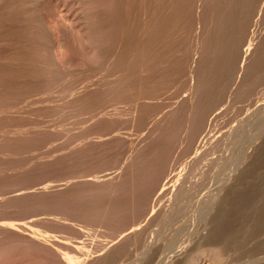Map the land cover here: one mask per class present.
<instances>
[{"label":"rangeland","instance_id":"374dc122","mask_svg":"<svg viewBox=\"0 0 264 264\" xmlns=\"http://www.w3.org/2000/svg\"><path fill=\"white\" fill-rule=\"evenodd\" d=\"M155 1L0 0V224L28 229H0V264L80 263L131 227L94 263L264 264V0H183L179 21ZM196 8L225 13L197 24ZM196 31L212 44L196 49Z\"/></svg>","mask_w":264,"mask_h":264},{"label":"bare ground","instance_id":"6f19581e","mask_svg":"<svg viewBox=\"0 0 264 264\" xmlns=\"http://www.w3.org/2000/svg\"><path fill=\"white\" fill-rule=\"evenodd\" d=\"M154 1H155V0H154ZM157 1H159L158 3H160V4L157 3L156 5H161V6H160L161 9H160V8H157V6H156V8H157L158 10H159V9L161 10V12L163 13V14H162V13H161V14H162L163 16L166 15L167 18H168V17H169V18H174L173 21H174V20L177 21L178 18H182V17H180L181 14H182V11L184 12V11L186 10L185 7L183 6V0H157ZM191 1H192V0H191ZM200 1H201V0H200ZM204 1L206 2V0H204ZM204 1H203V3H205ZM207 1H208V0H207ZM211 1H213V0H211ZM211 1H208V2H211ZM143 2H144V1H143ZM188 2H189V1H188ZM151 3H153V2L151 1ZM155 3H156V1H155ZM155 3H153V4L155 5ZM185 3H187V1H186ZM192 3H194V5H195V2H192ZM196 3H197V2H196ZM198 3H199V2H198ZM206 3H207V2H206ZM142 4H143V3H142ZM189 4H190V3H188V5H189ZM199 4H200V3H199ZM201 4H202V3H201ZM221 4L224 5V4H226V3H223V2H222ZM227 4H228V3H227ZM232 4H233V2H232ZM154 5H153V6H154ZM186 5H187V4H186ZM186 5H185V6H186ZM188 5H187V6H188ZM191 5H193V4H191ZM191 5H189L188 7H191ZM194 5H193L191 8H189L190 11H191V9H193V8L195 9ZM216 5H217V4H216ZM216 5H212V7H213V6H216ZM219 5H220V3H219ZM219 5H218V6H219ZM223 5H220V6L222 7ZM228 5H229V4H228ZM237 5H238V4H237ZM187 6H186V7H187ZM200 6H201V5H200ZM200 6H199V7H200ZM203 6H204V7H202V6H201V7H202V8H205V7H206V9H207V6H206L205 4H204ZM229 6H230V5H229ZM240 6H241V5H240ZM150 7H151V6H150ZM188 7H187V8H188ZM196 7H197V5H196ZM221 7H220V8H221ZM230 7H231V9H232V5H231ZM230 7H229V8H230ZM143 8H144V7H143ZM215 8L217 9V6H216ZM218 8H219V7H218ZM220 8H219L218 10L222 11V9H220ZM222 8L224 9V8H226V6H224V7H222ZM152 9H153V8H152ZM154 9H155V6H154ZM157 9H156V10H157ZM182 9H185V10H182ZM196 9H197L198 11H197V10H196L197 12L195 11V12H196V14H195L196 19H194V21L197 20L198 22L196 21V23L198 24V23L200 22V21H199V18H200V16L202 17L203 14L201 15V14L199 13L201 8H200V9L196 8ZM206 9H205V10H206ZM208 9H210V8L208 7ZM216 9L213 8L212 11H213V10L215 11ZM234 9H235V8H234ZM234 9H232V10H234ZM146 10H147V9H146ZM146 10H145V8H144V11H145V12H143V15H142V21H143L142 25H143V26H142V28L140 29L141 31H139V32L141 33V34H140L141 36H140V38H139V39H140V45H141V47L143 48V50H144V49L147 50V48H149L150 46H152V45H150V42H151L150 39H152V38H150V36H149V31H150L151 28H148V26H146V21L149 22L147 17H148L150 14H147V11H146ZM202 10H204V9H202ZM202 10H201V11H202ZM218 10L215 12L216 14H217ZM232 10L229 11V13L231 14V16H230V14H229V15L227 14V13H228V10H227L226 14L228 15V18H229V17H233V18H234V16L238 15V14H236V15L232 16ZM148 11H150V10H148ZM151 11H152V10H151ZM186 11H187V12H186ZM186 11H185V13H183V14H186V13L189 14V13H190V11H189V13H188V10H186ZM193 11H194V10H193ZM207 11H208V13L211 14V12H210L211 9H210V11H209V10H207ZM207 11H205L204 13L206 14ZM220 11H219V12H220ZM152 12H153V11H152ZM157 12H158V11H157ZM195 12H194V13H195ZM238 12H239V11H238ZM148 13H149V12H148ZM153 13H154V12H153ZM164 13H165V14H164ZM192 13H193V12H192ZM194 13H193L192 15H194ZM215 13L213 14V12H212V14H211L212 17H215V16H214ZM220 13H221V14H220ZM220 13H219V14H220L221 16L219 15V17H218V14H217V16H216V17H217V18H216L217 20H218L220 17L223 16V14L225 13V11H224L223 13H222V12H220ZM155 14H156V13H155ZM157 14H159L160 17L162 16L160 13H157ZM190 14H191V13H190ZM199 14H200V15H199ZM205 14H204V15H205ZM210 14H208V15H210ZM204 15H203V16H204ZM227 15H224V16H225L224 18H226ZM182 16H183V15H182ZM185 16H186V15H184V17H185ZM205 16H206V15H205ZM205 16H204V17H205ZM150 17H151V16H150ZM156 17H157V16H156ZM191 17L194 18V16H190L189 19H190ZM207 17L209 18V16H207ZM207 17H205V18L208 19ZM236 17H240V16L238 15V16H236ZM153 18H154V17H153ZM153 18H152V20H153ZM161 18H163V17H161ZM192 18H191V19H192ZM154 19H155V18H154ZM186 19H187V18H186ZM191 19H190V20H191ZM202 19H204V18L202 17ZM206 19H205V20H206ZM211 19H212V18H211ZM229 19H230V18H229ZM234 19H235V18H234ZM234 19H233V21H234ZM236 19H237V18H236ZM240 19H241V18H240ZM240 19H239V20H240ZM170 20H171V19H170ZM170 20L168 19V22H169ZM179 20H180V19H178V21H179ZM184 20H185V19H183V20H181V21H184ZM212 20H214V18H213ZM224 20H226V19H224ZM155 21H156V20H155ZM161 21L164 22L162 19H161L159 22H161ZM165 21H166V20H165ZM187 21H188V19L186 20V22H187ZM231 21H232V18H231ZM235 21H236V20H235ZM240 21H241V20H240ZM168 22H167V23H168ZM186 22H182V23H184V25H185V24L187 25L188 23H186ZM188 22H189V21H188ZM191 22H193V20H192ZM207 22H209V21L207 20ZM218 22H219V21H218ZM218 22H217V23H218ZM220 22H221V21H220ZM229 22H230V20H229ZM241 22H242V21H241ZM172 23H174V22H172ZM177 23H178V22H177ZM179 23H180V22H179ZM179 23H178V24H179ZM182 23H181V24H182ZM196 23H195V24H194V22L192 23V24L195 25V27H194L195 30L197 29V27H196ZM201 23L204 24L203 22H201ZM214 23H216V22L214 21ZM214 23H213V24H214ZM227 23H228V20L226 21L225 24H227ZM230 23H231V22H230ZM230 23L227 24L228 27L226 26V28H229ZM168 24H169V23H168ZM170 24H171V23H170ZM208 24H209V23H207V25H208ZM233 24L235 25V23H233ZM151 25H152V23H151ZM153 25H154V24H153ZM160 25H161V24H160ZM182 25H183V24H182ZM186 25H185V26H186ZM189 25H190V24H189ZM200 25H201V24H200ZM209 25H211V23H210ZM209 25H208V27H210V28L215 26V25H214V26H213V25H212V26H209ZM220 25H221V24H220ZM231 25H232V24H231ZM231 25H230V26H231ZM234 25H233V27H234ZM237 25H238V23H237ZM169 26H170V25H169ZM177 26H178V25H177ZM185 26H183V27H184V30H185ZM201 26H203V25H201ZM216 26L218 27L219 25H216ZM216 26H215V27H216ZM164 27H165V26H164ZM190 27H192V26L190 25ZM215 27H214V28H215ZM219 27H220V28H224V27H222V25L219 26ZM219 27H218L217 29L220 30ZM231 27H232V26H231ZM233 27H232V28H233ZM237 27H239V26H237ZM162 28H163V27H162ZM170 28L172 29V26H171ZM173 28H174V27H173ZM187 28H188V27H187ZM202 28L205 29V26H203ZM232 28H230V29L232 30ZM235 28H236V25H235ZM164 29H165V28H164ZM192 29H193V28H192ZM207 29H209V28H207ZM211 29H212V28H211ZM217 29L215 28V29H213V30L216 31ZM154 30H155V29H154ZM169 30H170V29H169ZM172 30H173V29H172ZM180 30H181V29H180ZM186 30H187V29H186ZM186 30H185V31H186ZM190 30H191V29H190ZM195 30H194V31H195ZM205 30H206V29H205ZM213 30H211L212 33L214 32ZM228 30H229V29H228ZM231 30H230V33H233V31L231 32ZM160 31H161V30H160ZM182 31H183V30H182ZM206 31H207V30H206ZM222 31L224 32V29H221V32L217 31V32H215V33H216V34H218V32H219V33H222ZM225 31H226V30H225ZM168 32H169V31H168ZM173 32H175V31H173ZM251 32H252V31H251ZM251 32H250V33H251ZM152 33L154 34L153 31H152ZM160 33H161V32H160ZM166 33H167V32H166ZM170 33H171V32H170ZM177 33H178V34H180V33L183 34V32H180V33L177 32ZM177 33H176V34H177ZM184 33L187 34V32H184ZM190 33H191V32H190ZM205 33H206V32H205ZM205 33H203V32H199V31H196L195 34H193L194 37H193V36H192V37L195 38V43H194V44H195L196 49H199V50H200V48L203 47V45H204L203 42H204V39H205L204 36L206 37V36L208 35L209 30H208V33H206L207 35H206ZM215 33H214V34H215ZM224 33L226 34V32H224ZM224 33H223V34H224ZM235 33H237V31L234 32V34H235ZM158 34H159V33H158ZM161 34H164V33H161ZM204 34H205V35H204ZM216 34H215V35H216ZM223 34H222V35H223ZM234 34H231L232 37H233ZM168 35H170V34L168 33ZM174 35H175V34H174ZM184 35H185V34H184ZM190 35H191V34H190ZM210 35H212L211 32H210ZM244 35H245V34H244ZM244 35H243V36H244ZM152 36H153V35H152ZM155 36H156V35H155ZM171 36H172V35H171ZM171 36H170V37H171ZM176 36H177V35H176ZM225 36H226V37H227V36L229 37V33L227 32V35H225ZM249 36H250V35H249ZM249 36H245V37L241 40V42H245V43H246V40L248 39ZM165 37H166V35H165ZM173 37H174V36H173ZM173 37H171V38H173ZM186 37H187V35H186ZM208 37H211V36L208 35V36H207V39H208ZM235 37H236V35H235ZM153 38H154V37H153ZM155 38H156V37H155ZM161 38H162V37H161ZM167 38H168V36H167ZM175 38H176V37H175ZM175 38H174V40H175ZM177 38H178V37H177ZM177 38H176V39H177ZM180 38H181V36H180ZM184 38H185V37H184ZM187 38H188V37H187ZM190 38H191V37H190ZM190 38H189V39H190ZM213 38H214V37H213ZM219 38H220V37H219ZM230 38H231V37H229V39H228V38H227V39L225 38V39H226V40H229V41L232 40V39H234V37H233L232 39H230ZM250 38H251V36H250ZM157 39H158V38H157ZM157 39H156V40H157ZM163 39L165 40V38H163ZM163 39H162V40H163ZM168 39H169V38H168ZM168 39H167V40H168ZM210 39H211V38H210ZM214 39H217V41H218V38H217V37H215ZM223 39H224V38H223ZM223 39L220 38V40H223ZM158 40H159V39H158ZM170 40H172V39H170ZM180 40H181V39H180ZM186 40H187V39H186ZM190 40H191V39H190ZM211 40H212V39H211ZM176 41H177V40H176ZM176 41L174 42L175 44H176ZM188 41H189V40H188ZM188 41H187V42H188ZM206 41H210V40L208 39V40H206ZM212 41H214V40H212ZM232 41H233V44H234V43H235L234 40H232ZM248 41H249V39H248ZM152 42H153V41H152ZM152 42H151V43H152ZM156 42H157V41H156ZM161 42H162V41H161ZM164 42H165V41H164ZM179 42H180V41H179ZM183 42H185V41L183 40ZM193 42H194V41H193ZM210 42H211V41H210ZM214 42H216V41H214ZM214 42H213V43H214ZM224 42H226V41H224ZM167 43H169V42H167ZM181 43H182V41H181ZM218 43H219V42H218ZM218 43H217V44H218ZM153 44H154V42H153ZM156 44H157V43H156ZM162 44H163V42H162ZM165 44H166V43H165ZM177 44H178V43H177ZM182 44H183V43H182ZM194 44H193V46H194ZM211 44H212V42H211ZM211 44H210V45H211ZM215 44H216V43H215ZM215 44H213V45H215ZM217 44H216V45H217ZM221 44H222V48H225V47H223V46H226V45L228 46L227 43L224 44V43L222 42ZM223 44H224V45H223ZM131 45H133V43H131ZM160 45H161V43H160ZM160 45L157 44V46H159V47H160ZM167 45H168V44H167ZM183 45H184V44H183ZM183 45H182V46H183ZM216 45H215V46H216ZM242 45H243V44H242ZM246 45H247V44H246ZM128 46H129V44H128ZM155 46H156V45H155ZM171 46H172V44H171ZM171 46H170V47H171ZM175 46H176V45H175ZM175 46H174V47H175ZM179 46H180V45H179ZM179 46H178V47H179ZM182 46H180V47H182ZM190 46H191V45H190ZM215 46H214V47H215ZM218 46H219V48L221 47L220 45H218ZM218 46H217V47H218ZM247 46H248V45H247ZM129 47L131 48V46H129ZM163 47L166 48L165 45H164ZM174 47H173V51H172V52H174ZM176 47H177V46H176ZM180 47H179V48H180ZM184 47H185V46H184ZM209 47H210V46H209ZM214 47H213V48H214ZM217 47H216V49H217ZM229 47L231 48V46H229ZM150 48H151V47H150ZM161 48H162V47H161ZM171 48H172V47H171ZM171 48H170V49H171ZM252 48H253V47H252ZM252 48H251V46L249 45L245 50H242V51H243V54H242V59H243V60H241V62H242L241 70L245 67L244 64H245V62H247V61H245V60H246V59L248 60V57H249L250 55H252V53L254 52V50H253ZM154 49H156V48H154ZM154 49H153V51H154ZM181 49H182V48H181ZM181 49H179V50H181ZM186 49H187V46H186ZM189 49H190V48H189ZM191 49H192V47H191ZM211 49H212V47H211ZM214 49H215V48H214ZM226 49L228 50L229 48L226 47ZM145 50H144V51H145ZM187 50H188V49H187ZM187 50H186V51H187ZM199 50H198V51H199ZM207 50H208V49H207ZM207 50H206V51H207ZM221 50H222V52H223L224 49H221V48H220V50L218 49V51H221ZM229 50H230V49H229ZM229 50H228V51H229ZM150 51H151V50H150ZM158 51L160 52V49H158ZM161 51H162V50H161ZM169 51H170V52H169ZM188 51H189V50H188ZM200 51H201V50H200ZM211 51H212V50H211ZM224 51H225V50H224ZM137 52H138V51H137ZM151 52H152V51H151ZM159 52H158V53H159ZM168 52L171 53V50H168ZM176 52H177V51H176ZM179 52H180V51H179ZM184 52H185V51H184ZM208 52H210V51H208ZM215 52H217V50H215ZM222 52H221V53H222ZM128 53H129V52H128ZM138 53H140V52H138ZM146 53H147V52H146ZM148 53H149V51H148ZM158 53H156V55H157ZM169 53H168V54H169ZM186 53H187V52H186ZM202 53H203V51H202ZM224 53H225V52H224ZM126 54H127V52H126ZM159 54H162V53H159ZM163 54H164V53H163ZM165 54H166V53H165ZM171 54H172V53H171ZM174 54H175V53H174ZM174 54H173V55H174ZM219 54H220V53H219ZM222 54H223V53H222ZM139 55H141V54H139ZM147 55H149V54H147ZM147 55H145V56H147ZM151 55H154V54H151ZM169 55H170V54H169ZM181 55H182V54H181ZM181 55H180V56H181ZM212 55H213V54H212ZM215 55H216V54H215ZM124 56H125V55H124ZM124 56H123V57H124ZM132 56H133V55H132ZM143 56H144V54H143ZM143 56H138V57H143ZM145 56H144V57H145ZM157 56H158V55H157ZM160 56H161V55H160ZM166 56H168V55H165V57H166ZM174 56H175V55H174ZM176 56H177V55H176ZM213 56H214V55H213ZM217 56H218V55H217ZM130 57H131V56H130ZM163 57H164V56H163ZM182 57H183V56H182ZM126 58H127V57H126ZM159 58H160V57H159ZM173 58H174V57H173ZM180 58H181V57H180ZM184 58H185V57H184ZM214 58H215V57H214ZM218 58H219V57H218ZM115 59H116V58H115ZM130 59H131V58H130ZM135 59H136V58H135ZM135 59H134V60H135ZM143 59H144V58H143ZM149 59H151V57H150ZM149 59H148V61H149ZM152 59H153V58H152ZM154 59H155V56H154ZM157 59H158V58H157ZM164 59H165V58H164ZM164 59L162 58L161 61L164 60ZM174 59H175V58H174ZM190 59H191V58H190ZM249 59H250V58H249ZM109 60H110V59H109ZM122 60H123V58H122ZM124 60H125V59H124ZM138 60H139V59H138ZM138 60H137V62L135 61V63H138ZM155 60H156V59H155ZM169 60H170V59H169ZM169 60H168V61H169ZM172 60H173V59H172ZM176 60H177V59H176ZM110 61H111V60H110ZM117 61H118V60H117ZM140 61H141V60H140ZM152 61H153V60H152ZM159 61H160V60H159ZM159 61H158V62H159ZM126 62H127V60H126ZM129 62H130V60H129ZM141 62H142V61H141ZM155 62H156V61H155ZM179 62H180V61H179ZM179 62H176V63H179ZM181 62H182V61H181ZM121 63H122V62H121ZM123 63H125V61H124ZM127 63H128V62H127ZM127 63H126V65H127ZM131 63H132V62H131ZM133 63H134V62H133ZM150 63H151V62H150ZM152 63H153V62H152ZM166 63L169 64V62H166ZM170 63H171V60H170ZM118 64H119V63H118ZM138 64H139V63H138ZM142 64H143V63H142ZM148 64H149V63H148ZM171 64H172V63H171ZM135 65H136V64H135ZM139 65H141V64H139ZM152 65H154V64H152ZM159 65H160V64H159ZM164 65H165V63H164ZM127 66H128V65H127ZM127 66H126V67H127ZM145 66H146V64H145ZM145 66L143 65L144 68H145ZM148 66H149V65H148ZM157 66H158V65H157ZM113 67H115V66H113ZM123 67H124V66H123ZM150 67H151V66H150ZM152 67L154 68V66H152ZM160 67H162V66H160ZM165 67L167 68V66H165ZM165 67H164V68H165ZM171 67H172V65H171ZM117 68H118V67H117ZM128 68H129V66H128ZM128 68H127V69H128ZM132 68H133V67H132ZM138 68H139V67H138ZM144 68H143V69H144ZM147 68H148V67H147ZM157 68H158V67H157ZM108 69H110V68H108ZM129 69H131V67H130ZM134 69H135V68H134ZM136 69H137V68H136ZM141 69H142V68H141ZM158 69H159V68H158ZM173 69H175V68H173ZM173 69H172V70H173ZM110 70H111V69H110ZM123 70H124V69H123ZM132 70H133V69H132ZM144 70H145V69H144ZM148 70H149V69H148ZM154 70H155V68H154ZM161 70H162V69H161ZM129 71H131V70H129ZM134 71H135V70H134ZM138 71H139V70H138ZM170 71H171V70H170ZM110 72H111V71H110ZM121 72H122V71H121ZM126 72H127V71H126ZM150 72H151V70H150ZM150 72H149V73H150ZM153 72H155V71H153ZM153 72H152V73H153ZM156 72H157V71H156ZM156 72H155V73H156ZM194 72H195V71H194ZM122 73H123V72H122ZM139 73H140V71H139ZM142 73H144V72H141V74H142ZM146 73L148 74L147 71H146ZM162 73H163V72H162ZM164 73H165V72H164ZM130 74H132V73H130ZM166 74H167V73H166ZM114 75H115V74H114ZM117 75H119V74H117ZM126 75H127V74H126ZM138 75H139V74H138ZM148 75H149V74H148ZM164 75H165V74H164ZM109 76H110V75H109ZM115 76H116V75H115ZM142 76H143V74H142ZM159 76H160V74H159L157 77H159ZM166 76H167V75H166ZM110 77H111V76H110ZM120 77H122V75H120ZM129 77H130V75H129ZM129 77H128V78H129ZM140 77H141V76H140ZM140 77H139V79H140ZM144 77H145V75H144ZM146 77H147V76H146ZM154 77H156V76H154ZM164 77H165V76H164ZM122 78H123V77H122ZM141 78H142V77H141ZM149 78H150V77H149ZM151 78H153V77L151 76ZM151 78H150V80H151ZM117 79H118V78H116V80H117ZM129 79H130V78H129ZM143 79H144V81H145V78H143ZM143 79H142V80H143ZM147 79H148V78H146V80H147ZM154 79H156V78H154ZM163 79H164V78H163ZM107 80H108V79H107ZM109 80H110V79H109ZM114 80H115V79H114ZM123 80H124V79H123ZM126 80H128V79L126 78ZM148 80H149V79H148ZM152 80H153V79H152ZM157 80H158V79H157ZM110 81H111V80H110ZM119 81H121V80H119ZM144 81H143V82H144ZM158 81H159V80H158ZM112 82H113V81H112ZM115 82H116V81H115ZM121 82H122V81H121ZM124 82L126 83V81H124ZM124 82H123V83H124ZM141 82H142V81H141ZM148 82H150V81H148ZM163 83H164V82H163ZM108 84H109V83H108ZM110 84H112V83L110 82ZM121 84H122V83H121ZM126 84H127V83H126ZM144 84H145V83H144ZM146 84H147V83H146ZM154 85H155V84H154ZM117 86H118V84H117ZM124 86H125V85H124ZM111 87H112V86H111ZM149 87H150V86H149ZM157 87H158V85H157ZM123 88H124V87H123ZM152 88H154V86H152ZM111 89H112V88H111ZM121 89H122V88H121ZM124 89H125V88H124ZM156 89H157V88H156ZM156 89H155V90H156ZM113 90H114V88H113ZM113 90H112V91H113ZM115 90H116V89H115ZM118 90H119V89H118ZM125 90H126V89H125ZM141 90H142V89H141ZM150 90H151V89H150ZM109 91H110V90H109ZM109 91H108V93H109ZM148 91H149V90H148ZM124 92H126V91H124ZM119 93H120V92H119ZM154 93H156V91H155ZM123 94H124V93H122V95H123ZM106 95H107V94H106ZM114 95H115V94H114ZM118 96H119V95H118ZM124 98H125V95H124ZM114 99H115V98H114ZM185 99H186V98H185ZM106 100H107V99H106ZM147 100H148V99H147ZM113 101H114V100H113ZM115 101H116V100H115ZM117 101H119V100H117ZM130 101H131V99H130ZM130 101H129V102H130ZM183 102H184V101H183ZM185 102H187V101H185ZM108 103H111V100H110V102H108ZM114 103H116V102H114ZM119 103H120V102H119ZM131 103H132V102H131ZM131 103H129V105H128V100H127V102H126V104H127L128 106H130ZM98 104H99V103H97V106H99ZM117 104H118V102H117ZM83 105H84V104H83ZM102 105H103V104H102ZM102 105H101V106H102ZM110 105H111V104H110ZM110 105H109V106H110ZM133 105H134V103H133ZM81 106H82V105H81ZM86 106H87V105H86ZM88 106H89V105H88ZM94 106H95V105H94ZM121 106H122V105H121ZM76 107H77V106H76ZM95 107H96V106H95ZM103 107H104V106H103ZM116 107H117V106H116ZM78 108H79V107H78ZM87 108H88V107H87ZM104 108H105V107H104ZM108 108H109V107H108ZM113 108H115V107H113ZM123 108H124V106H123ZM111 109H112V107H111ZM128 109H129V108H128ZM76 110H78V109H76ZM76 110H75V111H76ZM106 110H107V109H106ZM119 110H121V109H119ZM119 110H117V112H118ZM78 111H79V110H78ZM83 111H84V109H83ZM98 111H99V110H98ZM107 111H109V110H107ZM114 111H115V110H114ZM121 111H122V110H121ZM76 112H77V111H76ZM95 113H96V112H95ZM99 113H100V112H99ZM81 114H82V113H81ZM83 114H84V113H83ZM93 114H94V113H93ZM93 114H92V115H93ZM123 114H124V112H123ZM79 115H80V114H79ZM112 115H113V114H112ZM117 115H118V114H117ZM120 115H121V114H120ZM125 115H126V114H125ZM77 116H78V115H77ZM99 116H100V115H99ZM107 116H108V115H107ZM95 117H96V116H95ZM119 117H120V116H119ZM123 117H124V116H123ZM88 118H89V117H88ZM115 118H116V117H115ZM76 119H77V118H76ZM79 119H80V118H79ZM96 119H97V118H96ZM113 119H114V118L112 117V120H113ZM89 120H91V119H89ZM108 120H109V119H108ZM119 120H120V118H119ZM113 121H114V124H115L116 120H113ZM77 122H78V121H77ZM81 122H82V121H81ZM84 122H85V121H84ZM84 122H83L82 124H84ZM78 123H79V122H78ZM118 123H119V122H118ZM110 125H111V124H110ZM115 125H116V124H115ZM78 128H79V126H78ZM113 128L115 129V127H113ZM92 137H93V136H92ZM261 138H262V137H261ZM89 139H90V138H89ZM94 140H95V139H94ZM92 144H93V143H92ZM253 147H254V146H253ZM256 147H257V146H256ZM250 149H251V148H250ZM252 149H253V148H252ZM252 151H253V150H252ZM257 152H258V150H257ZM247 153H248V152H247ZM255 153H256V152L253 151V152H251V153L248 154V158H249L250 162H249V160H248V165H246L242 170H239V173H238V174L236 175V177H235V184H236V185L240 186L241 183H243V182H242V179H241L242 173H243L244 171L246 172V171L248 170V168H249L250 166H252L251 164H252L253 156H255V155H254ZM246 158H247V157H246ZM248 158H247V159H248ZM254 161H255V160H254ZM246 163H247V162H246ZM241 166H242V165H241ZM167 181H168V180H167ZM112 182H113V181H112ZM119 182H120V180H119ZM93 183H94V182H93ZM95 184H96V183H95ZM167 184H168V183H167ZM167 184H166V185H167ZM230 184H231V183H230ZM103 185H104V184H103ZM96 186H97V185H96ZM43 189H44V188H43ZM49 189H50V188H49ZM162 189L164 190L165 188H162ZM162 189H161V192H162ZM167 189H169V188H167ZM45 190H46V189H45ZM50 191H51V190H50ZM40 193H42V192H40ZM163 193H164V192H163ZM19 195H20V194H19ZM160 195H161V194H160ZM20 196H21V195H20ZM22 196H23V195H22ZM14 197H15V196H14ZM153 209H154V208H153ZM133 227H134V226H133ZM131 228H132V227H131ZM131 228L129 229L130 232H128L129 230H127L128 233L126 232L125 234H123V235L120 237V239H119L117 242H115V244H113L112 246L110 245V247H108V249L104 252V255H100V256H98V257H96V258H95V257H87V258H84V260L81 259V260H80V263H76L75 261L69 259L68 261L65 260V261L63 262V264H95L96 261H98V260H100V259H102V258H104V257L106 258V256H108V255H109L112 251H114L116 248H118V247H120V246H123V244H125V242L127 243V241H129V240H131V239H134V240H133V242H134L136 236L139 235V234L142 232V231H141L142 229L139 230L138 228H135V227H134V228L131 230ZM139 228H141V227H139ZM0 229H2V230H6V231H9V232H16V234H17V233H19V234H24L23 232L28 231L27 226L24 225L23 223H22V224H21V223H19V224L2 223V224H0ZM29 231H30V230H29ZM33 233H34V232H33ZM36 235H37V234H36ZM20 236H21V235H20ZM33 236H34V235H33ZM139 236H140V235H139ZM139 236H138V237H139ZM144 237H145V236H144ZM35 238H36V237H35ZM140 238H141V237H140ZM140 238H139V239H140ZM136 239H137V238H136ZM145 239H146V238H145ZM39 241H40V240H39ZM41 241H43V240H41ZM49 241H50V240H49ZM131 241H132V240H131ZM138 241H139V240H138ZM36 242H37V241H36ZM136 243H137V242H136ZM39 244H40L41 246H43V245H44V246H49V247L51 246V245H47L46 242H44V241H43V242H39ZM128 244H129V243H128ZM133 244H134V243H133ZM54 245H55V246H58V244L56 245L55 242H54ZM59 246H60V244H59ZM49 247H48V248H49ZM60 247H61V246H60ZM51 248H52V246H51ZM77 261H79V260H77ZM94 262H95V263H94Z\"/></svg>","mask_w":264,"mask_h":264}]
</instances>
